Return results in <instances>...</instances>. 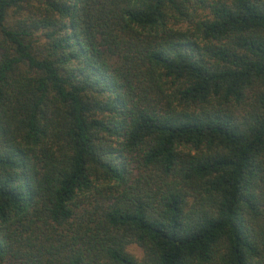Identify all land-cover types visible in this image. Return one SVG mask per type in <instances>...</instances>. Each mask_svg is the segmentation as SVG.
<instances>
[{
    "label": "trees",
    "instance_id": "obj_1",
    "mask_svg": "<svg viewBox=\"0 0 264 264\" xmlns=\"http://www.w3.org/2000/svg\"><path fill=\"white\" fill-rule=\"evenodd\" d=\"M0 264H264V0H0Z\"/></svg>",
    "mask_w": 264,
    "mask_h": 264
},
{
    "label": "rangeland",
    "instance_id": "obj_2",
    "mask_svg": "<svg viewBox=\"0 0 264 264\" xmlns=\"http://www.w3.org/2000/svg\"><path fill=\"white\" fill-rule=\"evenodd\" d=\"M127 250L136 255L137 257H140L142 255L141 249L136 244H129L127 246Z\"/></svg>",
    "mask_w": 264,
    "mask_h": 264
}]
</instances>
